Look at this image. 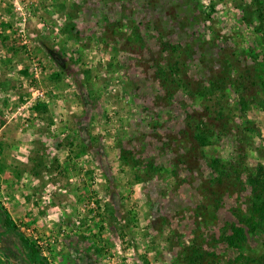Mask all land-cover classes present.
I'll use <instances>...</instances> for the list:
<instances>
[{
    "label": "rangeland",
    "instance_id": "1",
    "mask_svg": "<svg viewBox=\"0 0 264 264\" xmlns=\"http://www.w3.org/2000/svg\"><path fill=\"white\" fill-rule=\"evenodd\" d=\"M263 83L264 0H0V202L47 264H264Z\"/></svg>",
    "mask_w": 264,
    "mask_h": 264
},
{
    "label": "trees",
    "instance_id": "2",
    "mask_svg": "<svg viewBox=\"0 0 264 264\" xmlns=\"http://www.w3.org/2000/svg\"><path fill=\"white\" fill-rule=\"evenodd\" d=\"M260 5L262 0H254ZM260 16H262L263 12L258 7V11ZM48 50V48H47ZM53 55V54H52ZM54 59V58H53ZM56 61V59H54ZM264 86V83H263ZM42 109L47 111V106L43 104H38L35 107V111L41 112ZM196 141L203 147L209 144L210 137L208 136V130H204L201 127H198L195 134ZM250 184L254 188V191L257 193L256 196V205H254V215L258 214L260 218V227H264V198L260 193L264 192V176H259L250 179ZM252 219H256L253 216ZM0 227L3 230V233L0 234V239L2 236H10L13 237L16 243L17 255L16 260H18L19 264H47V258H45L40 250V248L32 241H30L24 234L19 230L18 225L12 218L11 214L8 210L3 206L0 202ZM244 236V232L235 230L233 236L230 237L231 245L236 246L240 245ZM242 239V240H241ZM238 241V242H237ZM245 241V239L243 240ZM239 243V244H237Z\"/></svg>",
    "mask_w": 264,
    "mask_h": 264
},
{
    "label": "built area",
    "instance_id": "3",
    "mask_svg": "<svg viewBox=\"0 0 264 264\" xmlns=\"http://www.w3.org/2000/svg\"><path fill=\"white\" fill-rule=\"evenodd\" d=\"M37 93H38V95H37V97H43L44 96V92H41V91H37ZM37 97H35V98H37Z\"/></svg>",
    "mask_w": 264,
    "mask_h": 264
},
{
    "label": "flooded vegetation",
    "instance_id": "4",
    "mask_svg": "<svg viewBox=\"0 0 264 264\" xmlns=\"http://www.w3.org/2000/svg\"><path fill=\"white\" fill-rule=\"evenodd\" d=\"M1 228V227H0ZM3 231V230H2Z\"/></svg>",
    "mask_w": 264,
    "mask_h": 264
}]
</instances>
